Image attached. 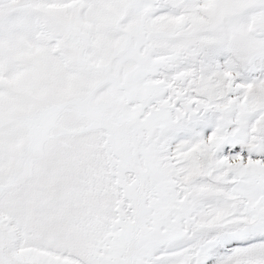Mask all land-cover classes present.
Here are the masks:
<instances>
[{
  "label": "snow or ice",
  "instance_id": "obj_1",
  "mask_svg": "<svg viewBox=\"0 0 264 264\" xmlns=\"http://www.w3.org/2000/svg\"><path fill=\"white\" fill-rule=\"evenodd\" d=\"M0 264H264V0H0Z\"/></svg>",
  "mask_w": 264,
  "mask_h": 264
}]
</instances>
